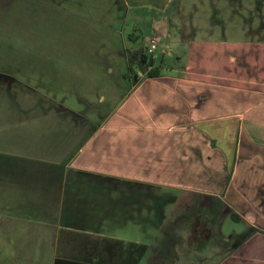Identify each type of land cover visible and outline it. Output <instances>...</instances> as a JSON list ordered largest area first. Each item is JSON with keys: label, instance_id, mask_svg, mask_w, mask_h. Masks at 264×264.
<instances>
[{"label": "crops", "instance_id": "obj_1", "mask_svg": "<svg viewBox=\"0 0 264 264\" xmlns=\"http://www.w3.org/2000/svg\"><path fill=\"white\" fill-rule=\"evenodd\" d=\"M228 9H250L264 27V0ZM155 38L164 54L171 39ZM187 46L176 66L134 79L100 122L65 105L46 111L37 89L0 67V264H122L116 240L151 250L143 238L159 229L166 264H184L186 235L197 255L205 226L215 264H264V36ZM231 214L245 228L226 235Z\"/></svg>", "mask_w": 264, "mask_h": 264}, {"label": "rangeland", "instance_id": "obj_2", "mask_svg": "<svg viewBox=\"0 0 264 264\" xmlns=\"http://www.w3.org/2000/svg\"><path fill=\"white\" fill-rule=\"evenodd\" d=\"M228 6L229 0H0V67L37 89L30 94L45 99L46 111H62L65 105L100 122L126 94L135 75L146 76L140 55L149 56L152 38L171 39L164 54L157 45L154 59L158 65L163 57L162 68L170 69L185 59L189 42L223 46L264 36V27L257 16L249 15L250 9L231 18ZM49 97L58 102L54 107ZM204 228L197 255L192 232L186 235L180 258L184 264H201L199 255L205 258L203 264L219 261L218 239ZM244 228L228 215L222 220L226 235ZM143 241L153 246L139 264H166L170 240L165 231L159 229L154 238ZM220 243L229 247L232 242Z\"/></svg>", "mask_w": 264, "mask_h": 264}, {"label": "trees", "instance_id": "obj_3", "mask_svg": "<svg viewBox=\"0 0 264 264\" xmlns=\"http://www.w3.org/2000/svg\"><path fill=\"white\" fill-rule=\"evenodd\" d=\"M140 64H141L142 72L148 77H156L160 75L162 71V66H161L162 60L160 61V64L155 65L154 58H152L151 56L149 57L144 53L140 55ZM135 77L136 78L134 79L138 78L137 75H135ZM76 151H77V148L75 150H72L65 158V161L70 160ZM230 217L231 219L235 221L239 220V217L235 216L234 214H231ZM246 236L247 235H245V237ZM116 241L120 243L121 245H124L125 252L128 256V259L126 260V262L122 264H138L148 249V246L145 244H136L133 242L123 243V241L121 240H116ZM53 264H105V263L93 262V261H88V260H75V259H69V258H64V257H56Z\"/></svg>", "mask_w": 264, "mask_h": 264}, {"label": "built area", "instance_id": "obj_4", "mask_svg": "<svg viewBox=\"0 0 264 264\" xmlns=\"http://www.w3.org/2000/svg\"><path fill=\"white\" fill-rule=\"evenodd\" d=\"M157 45H158V39L155 37L148 41L147 53L149 57L151 56L154 59L156 58L155 51L157 49Z\"/></svg>", "mask_w": 264, "mask_h": 264}]
</instances>
